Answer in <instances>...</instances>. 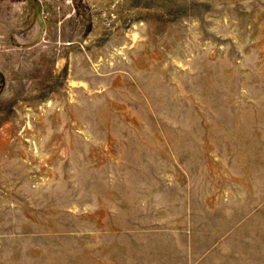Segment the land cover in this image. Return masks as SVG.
Listing matches in <instances>:
<instances>
[{
    "label": "rangeland",
    "instance_id": "1",
    "mask_svg": "<svg viewBox=\"0 0 264 264\" xmlns=\"http://www.w3.org/2000/svg\"><path fill=\"white\" fill-rule=\"evenodd\" d=\"M0 0V264H264V0Z\"/></svg>",
    "mask_w": 264,
    "mask_h": 264
},
{
    "label": "water",
    "instance_id": "2",
    "mask_svg": "<svg viewBox=\"0 0 264 264\" xmlns=\"http://www.w3.org/2000/svg\"><path fill=\"white\" fill-rule=\"evenodd\" d=\"M28 2L30 3V5H32L33 7V10H34V17L37 18V20L39 21V23L41 24V18H40V15L37 13V8H38V5L36 3L35 0H28Z\"/></svg>",
    "mask_w": 264,
    "mask_h": 264
}]
</instances>
